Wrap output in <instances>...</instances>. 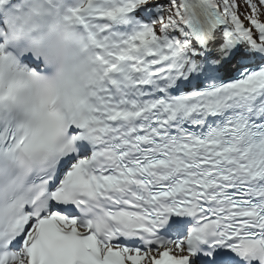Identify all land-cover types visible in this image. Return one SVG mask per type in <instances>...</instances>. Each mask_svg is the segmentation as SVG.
Listing matches in <instances>:
<instances>
[{"label": "snow or ice", "instance_id": "obj_1", "mask_svg": "<svg viewBox=\"0 0 264 264\" xmlns=\"http://www.w3.org/2000/svg\"><path fill=\"white\" fill-rule=\"evenodd\" d=\"M0 264H264V0H0Z\"/></svg>", "mask_w": 264, "mask_h": 264}, {"label": "clouds", "instance_id": "obj_2", "mask_svg": "<svg viewBox=\"0 0 264 264\" xmlns=\"http://www.w3.org/2000/svg\"><path fill=\"white\" fill-rule=\"evenodd\" d=\"M55 25H56L55 18L54 17H50L48 19V32L50 34V38L52 40H54V41L63 40V36H62L61 32L56 29ZM65 43L70 45L71 41L67 40V41H65ZM52 67H53V72L50 73L49 75H54L56 73L57 68H58V63L56 61H54L53 64H52Z\"/></svg>", "mask_w": 264, "mask_h": 264}]
</instances>
